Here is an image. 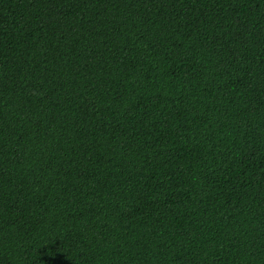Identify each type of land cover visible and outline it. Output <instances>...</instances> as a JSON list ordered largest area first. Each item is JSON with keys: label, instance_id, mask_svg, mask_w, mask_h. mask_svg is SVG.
Returning a JSON list of instances; mask_svg holds the SVG:
<instances>
[{"label": "trees", "instance_id": "obj_1", "mask_svg": "<svg viewBox=\"0 0 264 264\" xmlns=\"http://www.w3.org/2000/svg\"><path fill=\"white\" fill-rule=\"evenodd\" d=\"M0 264H264V0H0Z\"/></svg>", "mask_w": 264, "mask_h": 264}]
</instances>
